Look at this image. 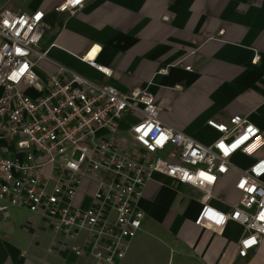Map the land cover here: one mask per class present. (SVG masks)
<instances>
[{
  "label": "built area",
  "instance_id": "2783aa9c",
  "mask_svg": "<svg viewBox=\"0 0 264 264\" xmlns=\"http://www.w3.org/2000/svg\"><path fill=\"white\" fill-rule=\"evenodd\" d=\"M86 2L60 0L55 12L75 16ZM46 27L41 10L0 12V213L23 208L56 237L77 242L71 246L77 258L119 264L142 230L139 203L158 174L203 193L197 226L218 232L230 221L243 226L239 256L247 258L264 240L260 128L247 116L210 119L219 138L204 145L167 126L147 88L123 92L65 67L43 81L35 67L48 57L40 49ZM94 49L80 60L112 78L113 70L96 62L100 48L87 59ZM236 155L252 163L242 169L232 163ZM232 171L241 198L225 213L210 201Z\"/></svg>",
  "mask_w": 264,
  "mask_h": 264
},
{
  "label": "crops",
  "instance_id": "0c3cea01",
  "mask_svg": "<svg viewBox=\"0 0 264 264\" xmlns=\"http://www.w3.org/2000/svg\"><path fill=\"white\" fill-rule=\"evenodd\" d=\"M59 3L0 0V12L45 13L40 49L49 52L35 67L41 80L65 67L123 92L147 88L162 107L161 120L204 145L219 138L210 119L247 116L264 133V0H87L75 16L57 14ZM93 47L87 59L100 48L96 62L112 69V78L80 60ZM232 163L246 169L252 159L236 155ZM236 178L234 171L220 178L211 206L228 213L239 203ZM202 197L154 175L139 203L142 230L119 264H264V240L239 256L246 229L238 223L222 232L195 224ZM70 242L23 208L0 213V264H91L72 254L77 242Z\"/></svg>",
  "mask_w": 264,
  "mask_h": 264
},
{
  "label": "rangeland",
  "instance_id": "374dc122",
  "mask_svg": "<svg viewBox=\"0 0 264 264\" xmlns=\"http://www.w3.org/2000/svg\"><path fill=\"white\" fill-rule=\"evenodd\" d=\"M31 94H32V93H31ZM236 161L238 162V163L235 162V164H237V165H240V164H241V165H245V163L242 162V161H238V160H236ZM218 190H219V189H218ZM216 191H217V190H216ZM216 191H215V193H216ZM70 243L73 244L74 242L71 241Z\"/></svg>",
  "mask_w": 264,
  "mask_h": 264
},
{
  "label": "snow or ice",
  "instance_id": "6c2138e0",
  "mask_svg": "<svg viewBox=\"0 0 264 264\" xmlns=\"http://www.w3.org/2000/svg\"><path fill=\"white\" fill-rule=\"evenodd\" d=\"M74 2L79 3V0H74ZM209 179H211V178L209 177ZM241 187H243V185H241Z\"/></svg>",
  "mask_w": 264,
  "mask_h": 264
}]
</instances>
